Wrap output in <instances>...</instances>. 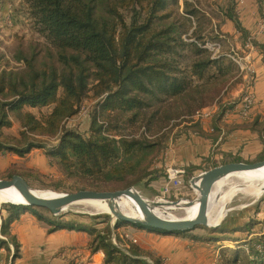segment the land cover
Listing matches in <instances>:
<instances>
[{
    "label": "trees",
    "instance_id": "16d2710c",
    "mask_svg": "<svg viewBox=\"0 0 264 264\" xmlns=\"http://www.w3.org/2000/svg\"><path fill=\"white\" fill-rule=\"evenodd\" d=\"M111 1L28 0L38 32L49 43L45 51L47 60L39 59L41 50L36 52L34 49L29 56L20 50L13 60L21 62L22 66L0 72V155L26 158L33 151L41 150L50 163L58 165L66 174L127 189L134 185L131 178L137 169H142L141 164L152 155L156 145L110 134L111 128L121 129V126L107 121L106 117L133 113L129 120L137 119L154 103L162 104L189 92L191 79H211L207 73L212 67L223 70L221 66L228 61L225 55L202 57L207 53L205 49L186 44L177 23H167L174 14L168 8L179 5L178 0H122L132 11L129 22ZM184 10L190 18L197 14ZM143 11L147 15L141 21ZM225 18L241 29L231 7ZM252 42L261 48L255 40ZM188 47H193L200 58L186 72L179 64L182 49ZM233 65L229 60L228 66L232 70ZM91 93L97 103L90 115L88 132L66 129L65 122L80 114ZM206 106L202 103L196 112ZM44 108H51V112L37 116L30 111L41 112ZM15 120L20 123L17 136L5 131L14 127ZM51 137H56L54 145L45 140ZM258 160H264V155ZM234 162L242 161L235 159L231 163ZM148 169L144 168L141 178L149 185L163 176L155 166ZM15 175L25 178L16 170L10 179ZM2 208L7 217L2 220L1 234L14 247L11 264L20 257V245L12 236L11 228L26 213L45 222L50 226V232L67 229L87 233L91 237V253L102 252L103 264H148L138 258L137 247L126 253L116 248L95 226L61 221L62 218L55 219L57 216L45 215L46 210L33 207L4 204ZM122 223L118 221L116 228ZM251 226L252 221L226 231L220 229V233L245 232ZM173 235L188 237L194 242L216 240L190 235V232ZM261 239L264 241V234ZM6 245L7 241L0 240V248ZM152 259L154 264H163L160 259Z\"/></svg>",
    "mask_w": 264,
    "mask_h": 264
},
{
    "label": "rangeland",
    "instance_id": "374dc122",
    "mask_svg": "<svg viewBox=\"0 0 264 264\" xmlns=\"http://www.w3.org/2000/svg\"><path fill=\"white\" fill-rule=\"evenodd\" d=\"M179 5H172L168 9L174 12L173 16L167 21V23H177L179 31L182 34L181 39L186 44H196L207 51L205 56H212V52L205 48L206 44L217 43L220 41L219 35L220 29L224 25V17L222 13L227 9L226 0H178ZM112 5H116L119 12L124 15L125 19L129 22L132 15L131 8L122 0H112ZM195 11L197 14L195 17H187L183 10ZM184 10V11H185ZM144 12V11H143ZM147 15V12L142 14V19ZM219 33V35L217 34ZM49 47L48 41L38 32V28L35 25V21L30 15L28 0H0V72L6 69H17L22 66L21 62L13 60L18 51H24L28 56L35 51H40L39 59L44 58L47 60L46 48ZM228 48L227 45L224 47ZM182 58L180 59V69L189 72L191 64L197 61L198 57L193 47L182 49ZM228 58V57H227ZM227 63L221 66L222 71L218 67H212L207 76L211 79L205 78L200 80L197 78L191 79L192 88L189 92L185 93L181 97L176 99H169L162 104L154 103L151 109L141 112L137 119L129 120L133 113L127 114H111L110 117H106V120H111L121 126V129H110V134L116 136L133 137L139 140L154 143L156 147L151 156L146 157V160L141 164L142 169H137L134 177V187L140 195L153 202H177L180 201H195L198 198V192L194 190L190 184V178L185 179L181 187L176 188L172 185L168 186H149L145 180L142 181V176L147 169L151 170L160 161L164 143L174 133L177 126L183 122L189 120L194 112L198 110L202 103H206L207 106L218 102L223 96L230 94L231 99L239 100L240 96L233 95L236 85L240 82V76L238 67L234 64L233 70ZM232 70V71H231ZM90 98L85 101L82 106L80 114L65 122L64 127L66 129L76 130L81 133H87L90 123V115L96 108V99ZM206 106V107H207ZM37 116H45L51 112V108H44L41 112L38 110H30ZM195 114V113H194ZM16 127L12 130V133L18 134L20 131V123L15 120ZM7 131V130H5ZM9 133V132H7ZM49 145L56 143V137L45 139ZM257 161H244V163H255ZM51 168L47 172H41L34 169L20 168V172L23 173L26 182L35 191L49 192L54 195L76 193L82 190H92L98 192H111L116 190H122L111 185H103L100 181L96 182L92 179L82 178L81 176H75L66 174L62 169L54 164L49 163ZM145 168V170H144ZM160 170V169H157ZM164 176V170H160ZM16 172V170L9 171L5 174H0V179L10 180V176ZM233 178L227 179V185L223 186L222 192H235L234 188H231L229 182ZM229 186V187H228ZM130 188V187H129ZM230 190V191H229ZM264 199V193L260 197H252L236 191L232 194V199L228 205V213L224 220L221 222L220 228L211 229L206 227H197L190 232V235H200L205 238L216 239L213 242H200L211 243L215 247L214 250L220 248L219 258L217 257V264H264V241L261 237H254L248 240L242 236L237 238L235 234H221L220 229H233L242 224L245 221L251 220V216L255 215L257 204L261 203ZM4 204L0 203V212L4 213V217H7V212L2 208ZM84 205H73L66 211L62 212L55 219H61V221L82 224L86 226H95L100 231H103L106 238L111 241L115 234L119 245L124 248L134 249L135 244L132 237L126 238L125 234L129 232H137L141 228L136 226L122 223L119 228H116V223L113 224L114 219L112 215L108 214H93L89 213ZM48 217L52 215L48 212H43ZM186 212L183 210H176L170 213L171 217L183 219ZM118 222V221H117ZM143 230V229H142ZM214 230V231H213ZM123 236V238L120 237ZM114 238V237H113ZM188 238V237H186ZM128 245L129 247H126ZM218 252V251H217ZM148 253H139L138 257L148 262L154 261ZM214 260H216L215 255ZM78 261V262H76ZM85 256L77 255L74 260H71L70 264H88ZM90 262V261H89ZM8 259L5 264H8ZM215 261H213V264ZM150 264V263H148Z\"/></svg>",
    "mask_w": 264,
    "mask_h": 264
},
{
    "label": "crops",
    "instance_id": "0c3cea01",
    "mask_svg": "<svg viewBox=\"0 0 264 264\" xmlns=\"http://www.w3.org/2000/svg\"><path fill=\"white\" fill-rule=\"evenodd\" d=\"M226 4L227 9L232 8L241 29L225 18L226 9L222 13L225 21L220 29L221 34L217 33L220 41L214 44L220 45L221 55L225 56L230 53L250 52L245 46L255 34L259 18L264 15V4L262 0H226ZM254 40L261 48L255 47V50L251 51L257 72L253 87L256 104L251 118L244 119L237 113L245 89L244 81L240 79L233 94H242L239 100L231 99L230 94L223 96L218 102L203 108L209 113L207 117L198 119L194 114L177 126L164 143L160 161L155 165L156 169H163L165 175L153 181L150 187L168 186V168L183 169L186 172L185 179H191L235 159L242 162L257 161L264 155V32ZM225 45L228 46L227 49L224 48ZM15 127L16 123L6 133L17 136L18 134L12 133ZM49 163V159L41 150L33 151L26 158L14 154L0 155V174H5L12 168L18 172L21 171L20 168L47 172L51 168ZM251 218L238 224L243 226L252 221L249 230L235 233L237 238L243 236L251 240L263 236L264 199L257 204L255 215ZM0 219H5L2 212ZM1 224L2 222L0 240L7 241V245L0 248V264H5L7 259L8 264H11L14 247L10 240L2 236ZM137 230L139 231L134 233L128 231L126 238L132 237L140 254L148 253L149 257L160 259L163 264H213V255L216 257L217 251H220V248L214 250L215 247L211 243ZM11 234L20 245V257L14 264H70L77 255L85 256L90 261L88 264H103L102 252L91 253V237L87 233L67 229L50 232V226L30 213L22 215L12 225ZM120 237L123 238L122 235Z\"/></svg>",
    "mask_w": 264,
    "mask_h": 264
},
{
    "label": "water",
    "instance_id": "95a60500",
    "mask_svg": "<svg viewBox=\"0 0 264 264\" xmlns=\"http://www.w3.org/2000/svg\"><path fill=\"white\" fill-rule=\"evenodd\" d=\"M263 167L264 160L251 164L244 162H234L215 167L192 178L190 184L192 188L198 192V198L195 201H188V203L193 204L197 202L199 204L198 213L194 219H170L157 215L153 212V208L159 207L160 205L162 206L164 204L159 202H146L134 187L115 192L84 190L76 193H66L54 197H46L38 194L34 189H32L23 177L15 175L10 180L0 179V191L14 188L21 197V199H15L13 201H2V204L20 205L43 209L54 216H58L62 212L66 211L69 207L84 201L106 200L110 202V211L112 213L111 217L114 219L113 224L117 223V221H122L128 225L136 227L140 226L143 230L148 231L150 229L151 231H163L167 233L164 235H173L174 233L179 232H191L199 226L211 229L220 228L221 224L217 226H209L208 219L210 193L215 184L228 178L232 174L258 170ZM122 196H129L135 201L139 207V210L141 211V218L128 216L114 208L112 202H115ZM181 200L177 202H165L171 205H178ZM148 263L153 264L152 262Z\"/></svg>",
    "mask_w": 264,
    "mask_h": 264
},
{
    "label": "bare ground",
    "instance_id": "6f19581e",
    "mask_svg": "<svg viewBox=\"0 0 264 264\" xmlns=\"http://www.w3.org/2000/svg\"><path fill=\"white\" fill-rule=\"evenodd\" d=\"M230 178H233V180L229 182V185L231 188L236 187L234 189L235 192L238 191V193L240 194L243 193L245 195L252 197H260L261 194L263 193L264 167L258 170L235 173L229 176L228 178L217 182L210 193V203H209V211H208L209 226H217L221 224V222L224 220V218L228 213V205L230 203V200L232 199V194L235 192L229 194L230 192L229 193L222 192V189L224 185H227V179ZM36 192L46 197L56 196L49 192H40V191H36ZM15 199H21V197L14 188L0 191V203H2V201H13ZM144 200L150 203L148 200L146 199ZM159 203L164 205L162 206L160 205L159 207L153 208V212L165 218H168L170 216V213L173 211L183 210L186 212V215L183 219H194L198 213V208H199V204L197 202L193 204H189L187 201H182L178 205H171L165 201ZM79 205H84L89 213H93V214L104 213V214L112 215L110 211V202L106 200L84 201L79 203ZM112 205H114V208L117 211L124 213L128 216L135 218L142 217L139 207L137 206L135 201L129 196H122L121 198L117 199L115 202H112ZM170 219H178V218L171 217Z\"/></svg>",
    "mask_w": 264,
    "mask_h": 264
},
{
    "label": "built area",
    "instance_id": "2783aa9c",
    "mask_svg": "<svg viewBox=\"0 0 264 264\" xmlns=\"http://www.w3.org/2000/svg\"><path fill=\"white\" fill-rule=\"evenodd\" d=\"M264 4V0H262ZM264 32V15L259 18L257 25H256V32L251 38L247 41L245 48L249 50L250 52L247 53H230L226 56L230 58L233 63L238 67L239 76L241 79H243L245 84V89L242 95V100L239 103V110L238 114L244 118V119H250L252 110L255 107L256 104V97L253 90L255 77H256V66L255 62L251 56V51L255 50V46L253 45V40L256 36L262 34ZM205 48L209 49L212 52L213 57H219L221 53L220 45L212 43L211 45L208 43L206 44ZM209 115L208 112L204 111V109L199 110L195 113V116L198 119L207 117ZM186 172L183 169L178 168H168L166 170V179L169 182V185H172L173 187L179 188L185 181ZM194 178V177H193ZM192 178L190 179V181ZM2 222V219H0V223ZM114 238L111 239V243L116 247L121 249L122 251L129 253L128 248L121 247L119 245V242L116 238V236H113ZM216 254V260L214 264H217V257L219 258V253Z\"/></svg>",
    "mask_w": 264,
    "mask_h": 264
}]
</instances>
